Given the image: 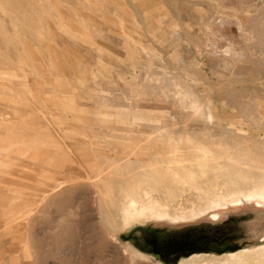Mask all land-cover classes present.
I'll return each instance as SVG.
<instances>
[{
	"label": "rangeland",
	"instance_id": "rangeland-1",
	"mask_svg": "<svg viewBox=\"0 0 264 264\" xmlns=\"http://www.w3.org/2000/svg\"><path fill=\"white\" fill-rule=\"evenodd\" d=\"M263 195L264 0H0V264H264Z\"/></svg>",
	"mask_w": 264,
	"mask_h": 264
},
{
	"label": "flooded vegetation",
	"instance_id": "flooded-vegetation-1",
	"mask_svg": "<svg viewBox=\"0 0 264 264\" xmlns=\"http://www.w3.org/2000/svg\"><path fill=\"white\" fill-rule=\"evenodd\" d=\"M211 220H217L218 217ZM146 245L135 244L144 252L157 255L165 263H176L181 257H189L194 254L208 253L215 251L212 244H217L223 237L217 233H203L196 228L187 229L176 238H158L153 234L141 235ZM238 251V250H237ZM234 252V251H233ZM230 253V252H228Z\"/></svg>",
	"mask_w": 264,
	"mask_h": 264
},
{
	"label": "bare ground",
	"instance_id": "bare-ground-1",
	"mask_svg": "<svg viewBox=\"0 0 264 264\" xmlns=\"http://www.w3.org/2000/svg\"><path fill=\"white\" fill-rule=\"evenodd\" d=\"M260 196H261V195H260ZM263 196H264V195H263ZM143 209H145V208L143 207ZM143 212H144V211L142 210V208L139 209V213H143ZM62 224H63V223H62ZM57 225H58V224H57ZM58 228H59V227H58ZM62 230H64V231L66 230L65 226L62 227ZM58 231H59V230H58ZM57 233H58V232H57ZM71 237L76 238L75 235H74V233H70V234H67V235L65 234V238L63 239V241L61 242V244L64 245V246L70 247L72 244H74V243L71 244V242L73 241V240L71 241ZM62 245H61V246H62ZM70 249H73L72 246H71ZM71 251H72V250H71ZM78 252H79V251H78Z\"/></svg>",
	"mask_w": 264,
	"mask_h": 264
}]
</instances>
